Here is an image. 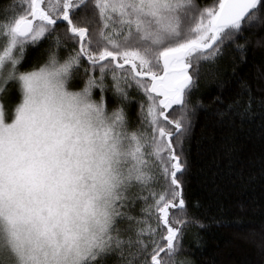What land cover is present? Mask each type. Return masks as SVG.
Masks as SVG:
<instances>
[{
    "label": "snow or ice",
    "instance_id": "obj_1",
    "mask_svg": "<svg viewBox=\"0 0 264 264\" xmlns=\"http://www.w3.org/2000/svg\"><path fill=\"white\" fill-rule=\"evenodd\" d=\"M260 21L264 0H26L7 16L0 95L15 84L20 102L10 122L0 102V264H174L188 226L204 227L180 178L191 93L225 42L243 51L236 37ZM43 40L47 59L20 71Z\"/></svg>",
    "mask_w": 264,
    "mask_h": 264
},
{
    "label": "trees",
    "instance_id": "obj_2",
    "mask_svg": "<svg viewBox=\"0 0 264 264\" xmlns=\"http://www.w3.org/2000/svg\"><path fill=\"white\" fill-rule=\"evenodd\" d=\"M215 2L195 0L200 7ZM24 3L0 0V23ZM12 5L16 8L11 9ZM235 43L244 44L245 49L226 41L216 61L201 68L189 99L191 129L183 141L186 169L180 178L188 213L204 227L188 226L183 237L186 247L174 264H264V21L245 28ZM48 44L43 40L27 45L20 71L43 64ZM65 55L61 50L60 56ZM241 82L247 85L246 91ZM9 89L1 97L8 117L20 102L18 86L10 84ZM130 95H137L135 89ZM217 96L222 103L214 100ZM108 102L111 107V90ZM228 103L238 104L239 110L250 104V109L243 117L229 112L222 118L218 109ZM126 111L130 129L139 125L137 104L132 102ZM154 187L159 190L160 185ZM139 207L137 201L134 214L139 215ZM117 259L110 256L107 264H117Z\"/></svg>",
    "mask_w": 264,
    "mask_h": 264
},
{
    "label": "rangeland",
    "instance_id": "obj_3",
    "mask_svg": "<svg viewBox=\"0 0 264 264\" xmlns=\"http://www.w3.org/2000/svg\"><path fill=\"white\" fill-rule=\"evenodd\" d=\"M2 42H3V41L0 40V44H2ZM3 94H5V92H4ZM3 94H2V95H3ZM2 95H0V102H1V97H2ZM4 113H5V112H4ZM5 117H6V122H10V121H9L10 119H9L8 116H6V113H5Z\"/></svg>",
    "mask_w": 264,
    "mask_h": 264
}]
</instances>
